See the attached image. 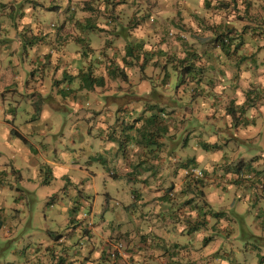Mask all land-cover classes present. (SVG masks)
Masks as SVG:
<instances>
[{"label":"crops","instance_id":"crops-1","mask_svg":"<svg viewBox=\"0 0 264 264\" xmlns=\"http://www.w3.org/2000/svg\"><path fill=\"white\" fill-rule=\"evenodd\" d=\"M203 1L198 2L203 4ZM219 2L221 9L228 15L232 14L233 7L239 9L234 16L245 25L244 33L231 38L234 47L228 52L222 49L231 60L234 57L240 58L234 65L236 78L227 72V75L220 76L224 78L223 81L211 82V86H206L207 91L200 92L208 107L201 108L199 113L204 117H198L197 114V118L202 121L223 116L228 124L234 115L237 123L235 126L229 125L226 131L227 146L237 151L231 155L209 144L204 125L166 120L162 118L167 117L165 113H162L161 119L168 126H164L161 135L154 134L153 125L145 129L149 115L134 118L128 112L130 106L134 112L139 110L148 95L139 98L137 95L129 96V100H126V95L118 97L122 102L119 101L120 111L116 117L108 101H114L117 97L111 100L110 95L97 92L105 86V79L103 84L95 82L91 87L85 86L82 79L74 80L80 66H90L88 72L99 79L108 77L107 74L115 68L129 72L134 61H140L141 55L148 57L146 60L149 61L154 57L153 54L168 56L177 53L179 49L171 50L172 47L168 45L166 49L162 46L157 53L149 47L154 38L152 33L147 32L152 25H147L146 20L127 29V10L133 8L129 0H82L79 8L83 9L77 13L72 10L75 7L71 6L72 0L1 2V15L9 13L17 16L19 22L14 23L13 29H9L0 21V46L3 43L8 51L23 45L25 54L23 58L18 57L15 64L20 65V59L30 64L35 73L39 74L36 79L34 73L32 81L41 90H45L43 79L46 81L48 78L44 76L41 79L42 74L48 75L51 71L56 73L54 79H66L60 86L63 94L54 86L52 95L55 97L52 99L51 95V102H46L45 112L53 113L55 120L52 122L63 124L70 132L73 143L82 150L54 153L52 147H49L38 153L36 156L42 159V166L49 165L55 171V176L50 178L38 172L31 176L33 168H28L23 175L19 172L24 191L17 195H9L3 185L5 182L0 180V197L4 196L3 202L0 199V264H205L206 259L209 264H218L225 257L228 258L227 264L262 263L264 211H254L253 218L249 219L250 224L244 219L243 229L241 213L236 211L235 216L239 218L228 220L226 212H215L217 208L211 199L215 198L213 192L219 186L232 190L235 184L255 186L264 195L261 184L264 180V0ZM252 12L256 15L251 16ZM217 22L230 24L224 18ZM54 29L58 31L53 32ZM92 31L100 33L98 46H93L90 38ZM192 40L194 42V38ZM129 43H141V46L132 48L127 56ZM174 44L179 45L177 41ZM197 46L200 45L195 44L193 48L192 44L191 47L186 45V49L182 47V50L189 53L190 50H197ZM125 58L127 63L122 64ZM204 63L206 68L200 67L204 72H226L223 64L214 65L207 60ZM12 66L11 63L10 70L0 69V94L12 96L13 103H18L19 100L14 96L24 86V81L11 70ZM227 67L230 66L227 64ZM200 69L197 67L194 71ZM5 73H9V80H6ZM122 81L129 85L124 79ZM187 82L191 86L194 81ZM187 82H183V85ZM195 83L204 86L202 82ZM168 85L169 82L165 83V86ZM141 87L137 85L129 93L141 94ZM5 88L10 92L6 93ZM212 93L216 94L217 102L210 100ZM5 95L0 105V114H3V118H0V145L10 141L14 131L8 123L2 122L9 113L5 106L8 103ZM152 98L159 105H171V101L162 95L157 99ZM189 100L195 101L193 98ZM30 101L33 110L39 112L40 103L37 98ZM87 104L95 108L96 112H90V115L95 113L93 116L82 115ZM216 106L219 109L211 115L210 107ZM118 124L119 132L116 129ZM23 135L26 138L25 132ZM188 135L193 137L191 142H188ZM151 136L157 143L151 140ZM115 139L122 142L123 146L114 151L112 149L113 152L108 154L107 150L118 144ZM180 149L183 154L178 151ZM101 156L107 160L101 161ZM199 157L205 162L203 166L211 162L209 166L214 171L207 169L204 181L197 182L194 179L197 177L186 166L185 179L177 180V164L181 160L195 163ZM15 160L17 168L23 170L28 166L25 161L19 165ZM224 165L236 167L237 174L223 178L216 169ZM32 166L38 170L39 163L33 162ZM110 167L119 169L116 175H111L113 171H109ZM129 183L130 186H125ZM26 191L34 194L35 201H40L38 208L24 207L28 201ZM226 194L229 195V191ZM227 195L225 198L230 200ZM128 196L131 203L125 204L123 200ZM7 200H10L8 204L5 203ZM43 202L45 206H42ZM240 203L245 205L244 202ZM7 209L10 211L7 212ZM209 211L215 217H209ZM171 215L177 217L175 222H172L175 216ZM223 223L225 232L216 236ZM204 229L214 235L215 241L209 251H203L207 245L204 243V233L191 237L194 232ZM172 230L181 235L189 234L191 240L187 238L182 242L173 239ZM121 240L127 243V249L112 258L109 252ZM254 241L263 247H255L246 256L244 252L253 246ZM244 246H247L245 250ZM230 248L232 250L227 256L226 251ZM238 248L241 249L233 254ZM211 256H214L213 259Z\"/></svg>","mask_w":264,"mask_h":264},{"label":"rangeland","instance_id":"rangeland-1","mask_svg":"<svg viewBox=\"0 0 264 264\" xmlns=\"http://www.w3.org/2000/svg\"><path fill=\"white\" fill-rule=\"evenodd\" d=\"M80 1L82 0H72L73 4L71 6H75L72 7L74 13L82 11L83 7L79 8ZM119 1H127V0H119ZM129 1L131 2L133 8L131 10L130 9L127 10V12H129L127 16L129 17V20L128 22L126 21L127 29L133 28L136 25L141 24V20L143 21L146 20L148 21L147 25L153 26L148 28L147 25H145L146 28H148L147 32L152 33L154 38V42L151 43L149 46L153 51L157 53L162 46H164L166 49L167 45L169 47L170 46L172 47L171 50H176V49L179 50L177 51V53H175L176 56H172L171 54L165 56L162 55L161 53L153 54L154 57L150 58L149 61L146 60L148 59V57L141 55L139 57L140 61L136 59L134 61V65L132 66V68L128 70L129 72L124 71L125 74L127 75L126 78L127 80L123 78L120 70L119 72L118 70H116L114 75L110 74L111 72H109L107 74L108 77L104 78L105 86L100 87L97 90V92L98 93L102 92L107 95H110L111 100H113L112 97H117L114 99V101H108L116 117L119 116V111H120L119 101L122 102L121 99L119 100V98L124 97L126 95L125 97L126 100H129L131 99V97L129 96L137 95V97L138 96L140 97V96L148 95V97H145L146 99L147 98L148 99L141 103L140 109L137 110L136 112H134L132 106L129 107V112H128L129 116H132L134 118L136 117L144 118L147 117L148 115L149 117L152 115L157 116L158 113L162 116V113H165L167 117L162 116V118L166 120L173 119L175 121H186L187 123L191 122L192 124L204 125L207 130V134H206L207 141L212 147L223 149L230 155L236 154L237 151L234 150L232 147H228L226 141V137H228L226 135L227 127L229 125L235 126L237 123L234 115H232L233 117L231 122L226 124L225 121L223 120V116L215 117V118H206L201 121L199 118H197V114L199 115L198 117H204V115L200 114L199 111L203 107H208L206 106L207 103L204 95L200 93L201 91H207L206 88L207 85L211 86L210 85L211 82L223 81L224 78H221L220 76L227 75V72L230 75H232V77L236 78L234 65L237 64V61L240 57L238 58L234 57L233 60H231V58H228L222 47L220 48L221 45H213L212 38L216 36L215 33L221 34V32H225V33L229 32V36L230 34L233 35L230 37L240 36L241 33H244L245 25L242 22H239L237 16H234V14H237L239 11V9H237V6L236 9L235 7H233L231 10L232 14L228 15L227 12L221 9L219 0H205L203 1V4L198 2L199 0H129ZM1 2H6V0H0V21L4 22L5 26L9 27V29H13L14 23L19 22V20L17 19V16L9 15V13H5L4 15H1L3 13V6ZM253 15H256V13L252 12L251 16ZM222 18L229 20L230 24H226L225 22H222L221 24H217L218 23L217 21L221 20ZM223 25H225V28H222ZM52 26L54 27V25ZM228 29H230V31H228ZM57 31L58 29L53 30V32H57ZM214 34L215 36H213ZM98 36H100V33L97 32L95 33L93 31L91 32L90 38L93 42V46L100 45L99 44L100 39ZM193 38H194V42L192 40ZM201 39L203 41H201ZM174 41H177L179 45L175 46ZM191 44H192V48L193 45L195 44L200 45L197 46L198 47L197 50L194 51L190 50L192 51V55H191L192 61L196 62L195 69H197V67L199 69L200 67L202 69H205L206 66L204 61L206 62L207 60L208 62L212 61L214 65L223 64L225 66L226 72H216V73H213L211 71L204 72V70L200 69L194 71L192 74H185L183 78L184 83L187 81L190 82L194 81V82L191 86L189 85L188 82L185 85H183V82H181L180 74L178 70H176L174 67L179 66L176 65V63H178L179 61L182 62L181 59L183 57H186L188 54V52L186 53L184 50H182V47L186 49V45L191 47ZM139 46H141V43L137 45L136 44L132 45L131 43H129L127 45V50H126L127 56L129 50L132 51V48H136ZM0 48H1L0 69L7 68L10 70V64L12 63L13 66L11 67V70H13V72L16 73L17 76L24 81V86L14 96V98L19 100L18 103H13L12 101L13 97L8 96L6 94L8 103L5 106L7 107L9 113L4 117L2 122L8 123L11 126V129L14 130V132L12 133V138L10 141L2 142L0 145V172H1L0 180L5 182V184L3 185L7 188L9 195H13V194L17 195L18 193H20V191H24L23 189L24 184L23 186L20 184L21 179L19 177V172L23 175L28 168H30L31 170L33 168L34 173L31 176H34L36 172H38L40 175L46 174L50 178L53 175L55 176V171H53V169H51L49 165L45 167L42 166L43 165L42 159L36 156L38 153H41L42 151L49 149V147H52L51 150H53L54 153L56 151L60 152L61 150L62 151L77 150L78 152H80L82 149L73 143L70 136L71 135L70 132L65 129V126L63 124H60L59 122L56 121L52 122L53 120H55L53 113L51 111L45 112L46 102H51V100L55 97L54 95H52V90L54 86L58 89L59 93L63 94L62 92H60V90H62L60 86L61 84H64L66 82V79H62V80L54 79L56 73L51 71H49L48 75L42 74L41 79L44 76H47L48 78L46 79V81L45 79H43L45 83L44 84L45 90H41L38 86H36V83L32 81L34 80L33 79V74L35 73L34 68H32L30 64L29 65L25 64L22 59H20V65L15 64V62H18V57L23 58V55L25 54L26 49L23 48V45L17 46L12 50L6 51L2 43ZM86 50L87 49H85V51ZM168 51H170V49ZM169 57L172 59H169ZM123 63H127L126 58L125 60L122 61V64ZM227 64L230 67H227ZM89 69L90 66L88 65L80 66L79 73H77V77H74V80L81 81L82 75L83 76L85 75L84 77H86V74L89 73L88 72ZM5 74H6V80H9V73H5ZM36 75H37L36 79H38L39 74L37 73ZM123 79L125 80V82H129V85L124 84V81H122ZM167 82H169V85L165 86V83ZM195 82L197 83L202 82L204 86L201 87V85L196 84ZM137 85L142 86L141 89L143 90V93L141 94L136 92L132 94L129 93V91H131V89H135ZM184 88L186 90H184ZM5 91L6 93L10 92L8 88H5ZM4 95L5 94H0V105H2L1 102H3ZM51 95H52V99H51ZM161 95L167 98L169 101H171L170 106L167 104L159 105V103H157L152 98L153 96L155 97V99H157ZM34 98H37V100L40 103V111L37 113L33 110L30 101L31 99ZM191 98H193L195 101H191V100L187 101V99H191ZM210 100L212 102H217L215 93H212ZM245 105L246 104H243V106ZM218 109H219L218 106L210 107L211 115H214ZM90 112H96V110L95 108L87 104L84 113L82 115L85 117H90L95 114L92 113L90 115ZM2 116L3 114H0V118H3ZM162 125L168 126L164 124V122H162ZM116 129L119 132V124L116 126ZM152 129L155 130L154 127ZM24 132L27 134L26 135L27 141H25L20 136L23 135ZM187 139L188 142H191L193 140V137L188 135ZM115 142H117L118 144H114V146H112L110 150H107L108 154L112 153L114 150L123 146V143L122 142L119 143L118 139H115ZM106 148H109V145H106ZM178 151L181 154H183L182 149ZM253 151L258 152L256 150ZM15 158L17 159V163L19 165H21L25 161L26 165L28 166L25 167L23 170L17 168ZM198 159H199L198 162L195 163L192 162L186 163L184 160H181V163H178L177 167L175 168L176 179L177 180L185 179L186 166L189 167L190 169L197 168L206 173H207V169L210 170L211 172L214 171L210 169L209 165L212 164L211 162L207 163L208 164L207 166H203V164L205 163L203 158L199 157ZM100 160L106 161L107 158L105 156H101ZM33 162L39 163L38 170H36L32 166ZM195 165L199 166L200 168L196 167ZM213 168H215V166H213ZM117 170L119 169H116L115 167L109 168V171L116 172ZM236 170H237L236 167H233L231 165L229 166L224 165L223 167L216 169V172L220 173L223 178L227 179L231 175L232 176L236 175L237 174ZM245 170L249 171V169L247 168H245ZM111 175H114V173H112ZM164 178L165 180H167L166 174ZM194 179L197 182L204 181V178H197V179L194 178ZM125 186H130V183ZM228 191H229V195L227 194L226 195L230 197V200L229 199L227 200L225 198L226 196L225 193H228ZM26 193H27L26 195L28 197V201L24 204V207H30L31 209L36 207L38 208L40 201L34 200L33 193L30 194L27 191ZM213 194H215V198L211 199V203H213L214 207L217 208L215 209V212L221 210L223 212H226L225 215L228 220L230 219L234 220L235 218L237 219L239 218L238 215L235 216L236 211L238 213H241L240 220H242L243 229H245V226L243 224L244 219H247L249 222L250 217L253 218V214H255L254 211L256 212H259L260 210L264 211V195H262L263 193L261 191L259 192L255 186H248L246 184L240 186L235 184V187L232 190L231 188L223 189V187L219 186L216 192H213ZM7 197L8 196H6V198ZM0 199L3 202L4 196H1ZM9 202L10 200H7L5 203L8 204ZM123 202L125 204L131 203L130 197L128 196V198H125ZM240 202H244L246 206L241 204ZM169 203L167 202L166 204ZM113 204H115V201L113 202ZM45 205L46 203L43 202L42 206ZM218 206L223 207V209H219ZM172 207L174 206L172 205ZM177 208L178 205L176 209ZM161 209L159 210L160 212H162ZM203 210L205 211L206 209ZM9 211L10 210L7 209V212ZM176 213L177 215L179 214L178 212ZM207 215L209 217H215V215L212 214L210 211L208 212ZM164 216L165 215H162V217ZM171 216H175V215H171ZM176 218L177 217L175 216L172 219V222H175ZM157 219H152V221H156ZM224 226L225 225L223 223L222 229L217 233L216 236H221L225 232ZM202 233H204L205 235L204 243L207 244L203 249V251L204 250L209 251V249L212 247L215 241L214 235L212 233L208 232L205 229L204 231L198 230L196 233L194 232L191 237H195ZM172 237L173 239L179 241L181 240L182 242H184L187 238H190V235L189 234L181 235L178 231L172 230ZM189 240H191V238ZM201 240H203V238H201ZM117 244L118 243L114 245V248ZM243 245H245L244 241H243ZM255 247L261 248L263 246L261 243L254 241L253 246L251 245L244 252L246 256L249 255L252 251H254ZM119 248H120L119 254L123 253L124 250L127 249V243H125L124 240L123 241L121 240V242H119ZM246 248L247 246H244L243 250H245ZM171 249L174 251L176 250L175 248H171ZM239 249L241 248H238L232 253L236 254V252H238ZM20 250H22V248H20ZM231 250L232 248L227 249L226 251L227 256L230 255ZM4 251L5 250H2V252ZM222 252L224 251L222 250ZM213 257L214 256H211L210 258L213 259ZM237 258L239 259V256ZM227 259L228 258L225 257L221 261V263L218 264H227L226 263ZM8 260H10V256ZM57 262L58 261H56V263ZM1 263H3L2 260ZM205 264H209L207 259ZM261 264H264V258Z\"/></svg>","mask_w":264,"mask_h":264},{"label":"trees","instance_id":"trees-1","mask_svg":"<svg viewBox=\"0 0 264 264\" xmlns=\"http://www.w3.org/2000/svg\"><path fill=\"white\" fill-rule=\"evenodd\" d=\"M229 31V30H228ZM232 37L229 36V32L225 33V32H221V34H217V36L212 40L213 43L215 44H219L221 45V47H223L225 49L226 52H228V50H230L233 46V40L231 39ZM131 53V50L128 51V55H130ZM172 56H176V54H171ZM191 55H192V51H190L186 57H183L181 60L182 62H178L176 63V65H179V66H175L174 68L176 70H178L179 74H180V77H181V82H183V78L185 76V74H192L195 70V67H196V62L192 61V58H191ZM170 56V57H172ZM169 59H172L170 58ZM168 59V60H169ZM183 64V65H181ZM119 70L121 71V75L123 76V78H127V75L125 74L124 71H122L121 69H117L115 68L114 71H111L110 74L114 75L115 74V71ZM85 76V75H84ZM82 75V80L85 82V86H93V84L95 82H98L100 84H103L104 82V78H95L93 77L90 73L86 74V77H84ZM161 110V109H160ZM164 119V118H163ZM147 125H145V129L146 127H148V125H153L152 127H155V130H154V134H159L161 135L162 132H164L165 130V127L162 125V122L163 120L161 119V115L158 113V115H152L150 116L147 120ZM161 123L159 126H157V124ZM156 125V126H155ZM14 132V131H13ZM19 134V133H18ZM150 135H153L151 132H150ZM158 135V136H159ZM25 141H27V139L25 137H23L22 135H20ZM153 136H151L152 138ZM156 137V135L154 136V138ZM151 140H154L153 142L157 143V140L155 139H151ZM107 169V167H106ZM114 175H116V172L113 171ZM262 183H264V180L262 181ZM203 224H206V222H203Z\"/></svg>","mask_w":264,"mask_h":264},{"label":"built area","instance_id":"built-area-1","mask_svg":"<svg viewBox=\"0 0 264 264\" xmlns=\"http://www.w3.org/2000/svg\"><path fill=\"white\" fill-rule=\"evenodd\" d=\"M191 173H193L197 178H205V173L204 171H201L197 168H193L191 169ZM262 184V188L264 189V183H261ZM119 243L115 246V248L113 250H111L109 253H110V256L112 258H116L117 255L119 254Z\"/></svg>","mask_w":264,"mask_h":264},{"label":"clouds","instance_id":"clouds-1","mask_svg":"<svg viewBox=\"0 0 264 264\" xmlns=\"http://www.w3.org/2000/svg\"><path fill=\"white\" fill-rule=\"evenodd\" d=\"M110 254V253H109Z\"/></svg>","mask_w":264,"mask_h":264}]
</instances>
